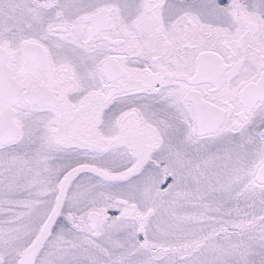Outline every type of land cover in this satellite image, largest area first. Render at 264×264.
<instances>
[{"label":"snow or ice","instance_id":"6c2138e0","mask_svg":"<svg viewBox=\"0 0 264 264\" xmlns=\"http://www.w3.org/2000/svg\"><path fill=\"white\" fill-rule=\"evenodd\" d=\"M0 264H264V0H0Z\"/></svg>","mask_w":264,"mask_h":264}]
</instances>
